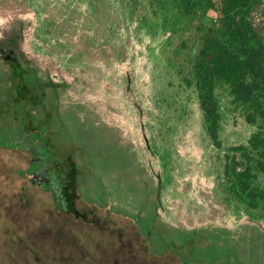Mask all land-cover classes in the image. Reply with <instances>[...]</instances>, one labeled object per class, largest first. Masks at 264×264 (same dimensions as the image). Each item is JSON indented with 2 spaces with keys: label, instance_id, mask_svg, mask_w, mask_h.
<instances>
[{
  "label": "flooded vegetation",
  "instance_id": "flooded-vegetation-1",
  "mask_svg": "<svg viewBox=\"0 0 264 264\" xmlns=\"http://www.w3.org/2000/svg\"><path fill=\"white\" fill-rule=\"evenodd\" d=\"M19 1L29 3V0ZM125 2L138 12L140 23L150 33L169 32L163 39L166 46L171 36L184 34L177 28L151 22L146 0ZM29 9L18 7L12 12L0 13V147L23 155L24 166L16 170L24 181L22 189L29 185L49 193L57 210L83 221L95 220L94 216L89 219L91 208L126 217L135 223L150 255L167 254L180 264H247L248 256L252 255L249 245L264 258V188L258 183L264 172H257L247 187L248 191L255 189L254 194L237 188L231 167L241 161V153L236 149L247 145L255 129L232 112L228 98L222 96L218 128L214 137L208 132L193 67L199 40L190 34L176 49L185 48L191 38L193 46L190 45L188 54L197 45L187 63L194 71L193 94L200 113L201 132L203 128L211 146L221 148L226 146L221 137L226 134L230 138L239 121L253 128L246 141L231 140L224 148L222 168L214 172L209 170L215 156L210 154L207 160L202 146H197L201 149L197 164L190 157L185 162L177 159L176 154L170 152L176 149L172 146L174 141L165 140L160 130H156L157 142L151 139L147 133V107L139 91L134 90L128 69H122L125 86L121 97L129 104L130 113L137 121V134L125 135L110 110L102 117L93 105V92L87 90H92L93 82L87 83L78 74L71 77L66 73L64 67L73 66L66 62H70L72 55L60 57L49 44L47 47L38 39V29L48 18L45 13L41 14L43 11ZM53 42L60 43L57 37ZM161 46L157 47L158 52L163 51ZM82 52L72 53L83 55ZM149 103L153 109V103ZM100 141L113 148L126 146L129 159L133 161L127 167L120 166L119 173L115 170L108 174L97 173L93 160L96 152H104L96 150V146H104ZM185 142L196 145V134ZM203 142L205 144V139ZM191 171L199 173L194 178L197 180L195 192L201 195L200 203L205 200L207 211L203 220L189 222L182 216L174 218L179 209H173L169 206L171 202L163 200V191L178 176ZM107 177L115 178L113 194ZM129 181L134 184L127 188ZM79 201L87 207L81 209Z\"/></svg>",
  "mask_w": 264,
  "mask_h": 264
},
{
  "label": "rangeland",
  "instance_id": "rangeland-1",
  "mask_svg": "<svg viewBox=\"0 0 264 264\" xmlns=\"http://www.w3.org/2000/svg\"><path fill=\"white\" fill-rule=\"evenodd\" d=\"M18 7L45 13L48 22L38 29V39L49 44L60 57L72 55L70 62H66L73 66L64 67L66 73L71 77L78 74L87 83L93 82L92 90H87L94 94L95 109L102 117L107 110L114 113L112 117L118 119L125 135H136L138 124L129 104L121 97L125 86L124 68L131 72L132 86L147 107L148 135L157 142L156 130H160L165 140L174 141L172 146L176 149L170 152L183 162L190 157L199 164L201 149L197 146H202L207 160L215 156L209 171L220 170L224 148L231 140L244 137L241 142L246 141L253 129L239 121L230 138L226 134L221 137L226 145L221 148L211 146L203 128L202 134L193 94L194 71L187 63L197 45L188 54L190 45L193 46L191 38L185 48L176 49L182 39L191 36L189 33L171 36L166 46L163 39L169 32L150 33L140 23L138 12L129 8L125 0H29V3L0 0L1 14ZM260 16L264 17V12ZM55 37L59 44H54ZM158 46L163 51L158 52ZM75 50L83 51V55L72 53ZM194 134L196 145H186L185 140L192 139ZM203 136L205 144H202ZM100 142L104 146L100 144L96 150L104 152H96L93 160L97 173L108 174L112 170L119 173L120 166L127 167L133 161L126 146L113 148ZM23 158L19 151L0 147V264H180L167 254L150 255L135 223L126 217L91 208L89 219L94 216L95 220L83 221L57 210L49 193L29 185L23 190L24 181L16 174L24 166ZM196 173L178 176L163 191V200L171 202L169 206L173 209H179L174 218L182 216L189 222L204 219L206 202L202 199L200 203L201 195L195 192ZM114 180L108 178L111 194L116 186ZM258 183L264 188V175H260ZM133 184L129 181L127 188ZM79 207L87 206L79 201ZM247 247L252 255L246 263L264 264L263 256L257 250L252 251V246Z\"/></svg>",
  "mask_w": 264,
  "mask_h": 264
},
{
  "label": "trees",
  "instance_id": "trees-1",
  "mask_svg": "<svg viewBox=\"0 0 264 264\" xmlns=\"http://www.w3.org/2000/svg\"><path fill=\"white\" fill-rule=\"evenodd\" d=\"M146 1L151 22L200 42L193 67L211 136L221 118L222 96L232 112L254 126L247 145L236 149L241 161L231 167L237 188L256 194L247 187L257 172H264V0Z\"/></svg>",
  "mask_w": 264,
  "mask_h": 264
}]
</instances>
